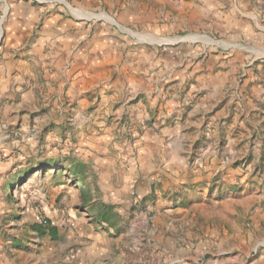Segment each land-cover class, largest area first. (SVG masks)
I'll use <instances>...</instances> for the list:
<instances>
[{
	"label": "rangeland",
	"instance_id": "1",
	"mask_svg": "<svg viewBox=\"0 0 264 264\" xmlns=\"http://www.w3.org/2000/svg\"><path fill=\"white\" fill-rule=\"evenodd\" d=\"M263 251L264 0H0V264Z\"/></svg>",
	"mask_w": 264,
	"mask_h": 264
},
{
	"label": "crops",
	"instance_id": "2",
	"mask_svg": "<svg viewBox=\"0 0 264 264\" xmlns=\"http://www.w3.org/2000/svg\"><path fill=\"white\" fill-rule=\"evenodd\" d=\"M167 228L165 229L164 232H166ZM152 232V237L155 235L157 231V228H152L151 230ZM108 234V233H105ZM86 236L90 237V245L87 249V253L85 254H80V259L81 257H87L86 259L81 260L82 262L85 261L87 263V261L90 262V260L94 257H96L101 251H103L107 246L106 243H102L101 239L99 237H97L96 234H94L92 231L90 232H86ZM264 258V251H263V256Z\"/></svg>",
	"mask_w": 264,
	"mask_h": 264
},
{
	"label": "trees",
	"instance_id": "3",
	"mask_svg": "<svg viewBox=\"0 0 264 264\" xmlns=\"http://www.w3.org/2000/svg\"><path fill=\"white\" fill-rule=\"evenodd\" d=\"M79 181H80L81 184H84V183H85V181H84V179H83L82 177H79ZM97 217L99 218V220L108 223L109 226H111V227L114 226L113 223H110V222H109L110 217H109L107 214L104 216L102 213H100V214H98ZM41 234H42V233H41ZM50 234H51V235H54V234H55V230L52 229V230L50 231Z\"/></svg>",
	"mask_w": 264,
	"mask_h": 264
}]
</instances>
